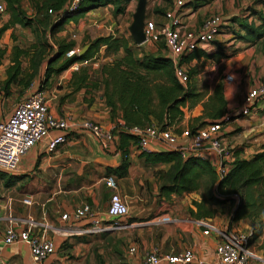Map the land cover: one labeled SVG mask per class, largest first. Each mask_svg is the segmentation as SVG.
Segmentation results:
<instances>
[{"label": "crops", "instance_id": "crops-1", "mask_svg": "<svg viewBox=\"0 0 264 264\" xmlns=\"http://www.w3.org/2000/svg\"><path fill=\"white\" fill-rule=\"evenodd\" d=\"M205 3H210V0H192L189 3L186 2L182 7H178L173 1H170L168 6L161 5L160 16L155 14L151 15L152 18H147L159 25L164 21L163 15L170 14L179 20L181 29L196 31L198 22L205 14L206 5L203 6ZM0 5L4 7L1 0ZM107 7L92 9L76 22H67L65 31H73L76 37L80 38L85 30H88V33H92L93 30H100L104 32V36L120 37L119 35H122L126 40H130L129 45L131 46L133 43L127 32L129 23H122L123 27L116 26L113 18H110L111 15L108 13ZM8 19L6 13L1 14L0 27L6 24ZM221 26V33L211 43L224 48L229 44L225 45L227 39H221V37L227 36L230 23L222 20ZM63 34L62 31L57 35L59 37ZM99 35L95 33L94 36ZM10 36H13V38L11 39ZM32 42L33 36L30 31L16 24L8 26L0 33L1 84L6 79V69L11 65L12 55L10 57V54H13V49L24 51L30 47ZM144 45L147 47H143ZM141 46L147 48L145 49L147 51L144 52L151 55L165 56L170 60L172 58L161 41L155 44L144 43ZM210 50L211 48L209 49L207 45L202 46L193 51V55L195 54L196 57L188 58L190 54L181 57L179 65L182 69H185V66L192 67L202 57L211 58ZM112 55H114V57L112 56L114 59L121 57V50L114 52ZM26 56L20 55L18 58L21 69L19 68L14 81L8 85L7 96L4 97L3 95L0 106V120L7 119L17 102L31 93L40 91L46 99L47 110L52 116L87 120L98 124L104 132L112 131L113 123L109 109L103 101L101 90H93L89 87L74 90L67 83L72 71H76L73 68L69 67L60 73L50 74L44 79L42 63H37L33 66L35 74L27 82L24 83L23 81L24 85L22 86L21 75L27 71L23 69L24 57ZM112 58L107 59L113 60ZM217 65L211 69L215 70ZM96 66L97 63H93L91 70L87 73L90 80L96 77L94 71ZM26 74L29 75L30 72L27 71ZM85 85L87 86V84ZM248 88V86H236L234 89L225 87L222 89V98L225 103L223 115L237 116L243 95ZM205 98L189 109L184 108L181 119L167 129L177 136V140L182 146L185 145L186 139L182 138L180 134L189 131L188 125L200 116L201 103ZM236 123L241 124L242 131L247 127L264 131V100L257 102L249 115L228 122L227 128L230 129ZM59 134H61L59 131L52 130L48 132V137L53 138ZM219 137L222 145L229 147L231 151L228 141L223 138L224 131L220 132ZM44 145L45 140L43 139L28 149L22 157L18 175H4L5 189L3 192L0 189V240L4 232L13 227L15 222L30 220L35 225L34 228H31V232L36 235L43 234L53 243L52 255L39 264H49L51 262L55 264H83V261L88 257V253L104 256L107 260L104 264H108L110 261L111 264H142L144 254L153 249L163 254H174L189 249L193 256L203 264H219L216 262L214 254L219 237L210 232L203 235V228H199L196 222L204 221L211 226H216L211 224L206 217L196 218L192 215L190 217L189 212L195 213V209L187 198L190 196L189 192H182L180 196L175 194H169L167 197L161 195L159 192L160 182L157 179L159 175L168 171L171 163H149L142 156V153L166 151L153 146L149 147L147 151L141 152L136 149L131 140L122 142L114 132L109 140L104 141H100L88 133L71 132L67 143L52 152H46ZM261 145L264 146V143ZM251 149L253 150L254 147L232 150V152H235L233 157L231 152L232 161L235 158L248 160L251 155L262 151L259 148L249 156L247 154L251 152ZM185 156H188L187 153H185ZM199 158L205 160L215 170L216 159L211 152L205 149ZM122 164L126 165L125 173L123 176L118 177L117 173ZM108 175L115 178V192L127 207V216L117 220L126 227L120 231L100 234L101 236L84 235V237L77 235L78 231L86 228L92 220L98 221L101 225L112 223L106 215L107 201L111 191L105 188L102 180ZM1 182L2 180H0V184ZM18 184H21L19 194L15 192V186ZM25 195L30 196L31 204L29 206H24L20 202ZM157 196L162 201L159 207L155 206V197ZM164 200L166 201L164 202ZM167 201H170L171 205ZM83 205L89 207L91 217L78 222L60 220L61 215L69 214ZM159 212L161 213L159 214ZM149 216L155 218L150 220L151 222H138L147 219ZM127 218L135 220V222L127 224ZM167 218L171 222H165ZM239 222L241 220L235 223ZM235 223L231 224L227 232H236ZM21 226L24 227V225ZM216 228L225 231L219 227ZM130 247L134 248L132 254L128 253ZM0 264L34 263L30 260L27 245L25 243H15L9 246L0 244Z\"/></svg>", "mask_w": 264, "mask_h": 264}, {"label": "trees", "instance_id": "trees-1", "mask_svg": "<svg viewBox=\"0 0 264 264\" xmlns=\"http://www.w3.org/2000/svg\"><path fill=\"white\" fill-rule=\"evenodd\" d=\"M4 4L5 13L9 16L6 24L0 27V33L10 25L28 27L31 18L26 16L20 7L22 0H1ZM31 9L39 14L36 23L43 26L48 22L50 29L57 28L67 22H76L86 12L103 7L107 3H99L97 0H79L72 11H68L69 0H26ZM50 12V14L48 13ZM264 23V20H263ZM246 33L248 27H242ZM260 35V33H257ZM72 43L60 44L48 65L43 69V78H47L52 72L59 73L67 69L73 62H82L93 57L100 46H104L108 51L115 52L122 49L124 56L109 65H101L95 73L99 80L90 81L86 70L78 69L71 74L69 85L74 90L84 88L89 84L90 89L101 90V95L106 107L109 109L111 121L113 123L112 132L116 133L120 141L131 140L124 129L132 126L141 127L148 123H155L161 130H166L171 125L181 119L184 108H191L202 99L194 92L188 84L182 86L173 75V64L169 58H162L158 55H151L147 52L139 54L140 58L134 55L132 49L128 47V41L124 38L112 36L98 37L92 41L81 56H73L65 59L57 68L48 67L53 62L58 61L63 55L71 50ZM137 52L140 47L131 45ZM27 51L13 49L11 65L6 69V79L2 84L4 97L7 96V87L14 81L19 71L20 55L26 56ZM194 52L188 58L196 57ZM1 55V54H0ZM192 57V58H193ZM189 104V105H188ZM224 101L222 98V87L217 84L211 95L201 103V113L192 123L205 117L207 123L220 122L224 125L231 116L223 115ZM227 118L226 121L223 119ZM206 123V124H207ZM189 132L194 129L189 128ZM144 160L149 163H171L165 174L158 176L161 195H180L182 192L195 191L199 186L202 176H207L212 182V188L217 194L233 196L238 202H246V206L263 210L264 216V146L262 151L255 153L248 160L234 159L232 167L227 174L217 180L214 170L205 160L199 157L188 155L181 157L178 152L166 151L159 153H142ZM125 164H122L118 177L125 173ZM195 213L190 211V215L196 218L203 217L197 213L200 203L193 202ZM238 208V207H237ZM260 212L256 215L260 216ZM240 220L239 217L232 219L231 223ZM264 250V246H263Z\"/></svg>", "mask_w": 264, "mask_h": 264}, {"label": "built area", "instance_id": "built-area-1", "mask_svg": "<svg viewBox=\"0 0 264 264\" xmlns=\"http://www.w3.org/2000/svg\"><path fill=\"white\" fill-rule=\"evenodd\" d=\"M79 0L68 1V11H72ZM178 7H182L186 2L192 0H169ZM5 13V9L0 5V15ZM50 14V12H48ZM164 21L156 26L152 21L144 19L142 32L145 42L155 44L162 42L168 53L172 56L173 75L179 84H186V74L179 65L180 58L189 55L196 49L204 47L214 41L219 35L222 27V19L217 16L206 17L196 31H188L179 27V20L170 14L163 15ZM143 43V44H144ZM77 52V53H76ZM78 50L68 51L66 56L70 57L78 54ZM89 60L80 62L86 65ZM74 70L77 66L73 65ZM230 80V77H227ZM3 99L2 84L0 82V106ZM264 100V83L259 88L247 91L243 97L242 105L237 113L238 116L249 115L253 106ZM224 121L227 118L223 119ZM223 125L220 122L207 123L192 132L184 131L180 136L186 139L185 145L179 144L177 136L172 132L161 130L155 123L151 122L141 127L132 126L124 131L133 137L132 143L136 149L145 152L149 147L157 146L164 151L178 152L181 157L191 155L200 157L202 150L207 149L215 159V175L217 180L222 179L232 167V162H228L230 152L226 146L222 145L219 135ZM56 130L59 134L56 137H48V132ZM71 132H83L98 138L100 141L109 140L111 132H104L102 128L87 120H75L72 118H60L52 116L47 110V102L40 91L29 94L27 97L17 102L12 108L9 116L5 120H0V174L18 175L19 166L24 154L34 144L45 140L44 150L52 152L58 147L65 145ZM186 157V156H185ZM103 184L110 192L107 201L106 215L112 221L109 225H101L98 221L92 222L78 231L77 235H100L106 232L120 231L126 226L117 222L118 219L127 216V207L121 197L115 192L116 183L113 176H106ZM21 204L29 206L30 196L25 195L21 199ZM91 217L89 207L83 205L74 209L69 214L60 216L61 221H81ZM21 225H24L22 227ZM28 227L25 228V226ZM196 225L203 228L202 234L208 232L219 237L215 245V260L219 264H264V256L250 247V235L240 232H227L218 230L216 227L204 221H197ZM35 225L30 220H20L15 222L13 227L8 228L0 240L3 246L15 243H25L28 247L30 260L34 264H39L47 260L53 253V243L43 234L36 235L31 232ZM44 228V227H43ZM134 248L130 247L128 253L132 254ZM55 264V263H49ZM142 264H203L195 258L189 249H184L179 253L163 254L153 249L143 256Z\"/></svg>", "mask_w": 264, "mask_h": 264}, {"label": "rangeland", "instance_id": "rangeland-1", "mask_svg": "<svg viewBox=\"0 0 264 264\" xmlns=\"http://www.w3.org/2000/svg\"><path fill=\"white\" fill-rule=\"evenodd\" d=\"M97 1L100 4L103 2L107 3L105 6H108L107 11L111 15L110 18H113L116 26L123 27L122 23L130 24L131 15L134 12L137 0ZM169 3V0H147L145 6V19L151 21L150 19H148L152 18L151 15L158 14L160 16V12L162 11L161 5L165 4L168 6ZM203 6H205V14L201 21L206 17L217 16L222 20H226L230 23V26H228L227 30V36L221 37V39H227L225 45H229L223 48L218 44H208L207 47L209 49L211 48V50L209 51L211 53V58L202 57V59L197 60L192 67L185 66V69H183L187 77L186 84H189L194 92L197 93L202 100L206 96L212 94L217 84L221 85L222 89L224 87L227 89H234L236 86H248V90L259 88L264 83V0H210V3H205L203 4ZM20 7L24 11L26 16L31 18L30 25L28 27L22 28H27L33 36L32 44L29 48L25 49V51H27V56L24 57L23 62L24 71L27 70L30 72V74H26L27 71L25 72V74L24 72L22 73V80H20L22 86L35 74L33 70L34 65H36L37 63L40 64L41 62L43 71V69L48 65L49 60L53 57L55 51L58 49V45L72 43L71 50H78L79 53H81L82 51V53L80 54L81 56L93 40L98 37H106L103 35L104 32L100 30H93L92 33H88V30H85L83 32L84 34L80 38H77L73 31H65V24L57 28L50 29L51 26H49L48 24L49 19L48 22L46 21L45 25L39 26L37 25L36 21L40 16L31 9L29 3L26 0H22L20 2ZM201 21L198 22L196 26L197 29L200 27ZM243 26L248 27L250 30L246 33V31L242 28ZM62 31L64 32L63 36L58 37L57 34ZM95 33L100 35L95 37ZM257 33H260V35H257ZM119 36L120 37L115 36V38H124L122 35ZM10 38L12 39L13 36H10ZM127 41L128 47L132 49L134 55L136 53L137 57L140 58V50H142L143 52L147 51L145 50L147 48H143L147 47V44L143 47L141 46L139 50L135 52L132 46L129 45L130 40ZM118 50H121V57L114 59L112 58V56L114 57V55H112L114 52H110L104 46H100L94 53L93 57L89 59L86 65H81L79 62H73V64L69 67L73 68V65H76L77 70L80 68H84L88 73V71L91 70V65L96 62L97 66L94 68V71H97V69L101 65H109L114 61L120 60L124 56V52L122 49ZM66 54L67 52L58 61L53 62L48 66L51 71L57 68L61 63H63L65 59L71 58L73 56L77 57L78 55L74 54L70 57H67ZM11 55L12 53L10 54V57ZM107 58H112L113 60H109ZM162 58L167 57L164 56ZM216 64H218L216 69L212 70L211 68ZM19 68L21 69L20 65ZM72 73H76V71H72ZM52 74H55V72H52ZM71 74L69 79L67 80V83H69L70 81ZM227 77H230V80H228ZM91 79L92 80H89H99V76L96 74V77ZM84 87L90 88L89 84ZM247 91L245 92V94L247 93ZM239 117L244 116L237 115L236 117H232V119L228 120L223 125L221 130L224 131L223 138L228 141V146L231 147V151L229 147H226L230 152V157H227L228 162L232 160V150L235 151L236 149L241 148L247 149L253 146L254 149H251V152L247 154L250 156L252 152L257 151L259 148H261L262 150L263 146L261 144L264 143L263 130L261 131L257 128L247 127L242 131V128L240 126L241 124L238 123L231 127L232 129L227 128L228 122L232 121L233 119H238ZM207 122H209V120L203 117L200 120L188 125V128H192L195 130L199 127L204 126ZM203 151L205 150H202L201 153H203ZM233 152L232 157L235 154V152ZM253 155H251V157ZM4 178L5 176L3 174H0V180H2L0 189L2 192L5 189V184L3 182ZM161 183L164 184L165 182L161 181ZM211 183L212 182L209 178H207V176L201 177L198 188L195 191L189 192L190 196L187 197L189 201H191V205L193 203L192 201L200 203V208L197 209V213L202 215L204 218L206 217L207 219H209L211 224L224 229L225 231L229 230V228L231 227L232 219L239 217L241 222H233L237 227L235 231L250 235L249 242L251 249L264 256V216H261L263 215V210H261L262 212H260L258 208L248 207L246 206L245 201L243 203L238 202V199L234 198L233 196H223L221 194L215 193ZM20 190L21 184L15 186L16 193L19 194ZM155 198V206L159 207L162 201L160 200L159 196ZM165 201L166 200H164V202ZM167 202L170 204V201ZM258 212L261 213L260 216L256 215V213ZM160 213L161 212H159V214ZM190 217L192 216L190 215ZM153 218L155 217L149 216L147 219L140 220L138 222H151L150 220H152ZM129 222L132 223L135 222V220L127 218L126 223L128 224ZM165 222H171V220L167 218V221ZM87 256L88 257L83 261V264H104L107 261L104 256L96 253H92V255L88 253ZM89 256H91V258H89ZM107 259H109V257H107ZM108 264H111V261Z\"/></svg>", "mask_w": 264, "mask_h": 264}, {"label": "water", "instance_id": "water-1", "mask_svg": "<svg viewBox=\"0 0 264 264\" xmlns=\"http://www.w3.org/2000/svg\"><path fill=\"white\" fill-rule=\"evenodd\" d=\"M145 6L146 0L136 1L134 12L131 15V22L127 28V32L133 45L137 47L141 46L145 42L142 32L143 21L145 19ZM81 53H78L77 56H80Z\"/></svg>", "mask_w": 264, "mask_h": 264}]
</instances>
